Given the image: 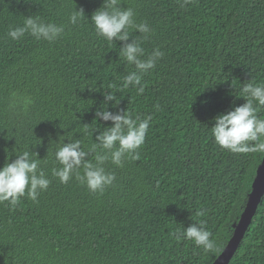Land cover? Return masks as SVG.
Returning <instances> with one entry per match:
<instances>
[{
  "label": "trees",
  "instance_id": "16d2710c",
  "mask_svg": "<svg viewBox=\"0 0 264 264\" xmlns=\"http://www.w3.org/2000/svg\"><path fill=\"white\" fill-rule=\"evenodd\" d=\"M181 2L119 0L154 30L143 39L129 29L128 42L142 41V59L164 52L138 95L122 88L134 70L120 54L123 42L98 36L90 21L104 0H0V167L29 150L51 180L36 202H0V264H211L223 250L264 153L219 147L212 118L245 102L242 84L264 83V0ZM80 9L85 18L70 24ZM29 16L64 32L54 42L11 39L9 28ZM107 90L119 99L109 111L152 117L140 159L106 163L116 179L103 193L75 176L60 183L51 173L59 142L79 139L87 151L111 126L93 120ZM199 221L215 242L210 251L172 236ZM229 264H264V195Z\"/></svg>",
  "mask_w": 264,
  "mask_h": 264
},
{
  "label": "clouds",
  "instance_id": "9594fccd",
  "mask_svg": "<svg viewBox=\"0 0 264 264\" xmlns=\"http://www.w3.org/2000/svg\"><path fill=\"white\" fill-rule=\"evenodd\" d=\"M187 2L188 0H183L180 7L183 8ZM119 4V0H104L103 7L94 11L90 21L98 36L109 42H113L114 39L123 42L120 54L129 65H134V70L123 77L122 88L126 89L129 86L137 88L139 95L144 92L143 75L155 68L157 62L164 56V52L154 48L146 58L142 59L145 57L144 49L141 47L142 41L133 38L128 42L129 29L144 34L143 39H147L154 30L146 22L135 23L133 9H121L118 7ZM84 18L82 9L74 10L69 16V23L77 25ZM63 32V25L44 22L38 17L29 16L25 18L22 26L10 27L7 35L17 40L27 33L37 40L54 42ZM242 85L238 97H242L245 102L213 117L211 134L215 144L230 152L264 153V117L257 114L258 107H264V83L250 82ZM116 87L114 83L108 85V89ZM115 93L109 90L102 93L103 102L95 111L93 120L111 122V126L99 131L87 151L82 148L79 139L66 138L69 142L65 143V139L59 142L54 153L59 167H54L51 173L60 183L67 184L75 176V179L90 192L103 193L116 179L114 173L106 171V163L123 167L125 160L140 159L138 149L145 143L152 117L149 115L143 119L139 116L133 118L126 110L109 111V102H113L114 107L119 104ZM82 131L88 134L89 124H83ZM35 155L37 157L36 153ZM90 155L91 159H89ZM15 157L14 160L7 161L0 167V202L8 201L10 205L15 206L25 195L36 202L39 194L48 189L51 180L40 168V160L34 158L31 151L19 152ZM203 214V211L197 213L198 216ZM211 235L203 221L172 232V236L177 241L191 240L205 251L215 247Z\"/></svg>",
  "mask_w": 264,
  "mask_h": 264
},
{
  "label": "water",
  "instance_id": "95a60500",
  "mask_svg": "<svg viewBox=\"0 0 264 264\" xmlns=\"http://www.w3.org/2000/svg\"><path fill=\"white\" fill-rule=\"evenodd\" d=\"M264 195V154L257 166L256 175L252 182L251 191L249 192L243 211L236 223H234L233 233L226 243L223 250L212 261L211 264H229L234 256L245 232L250 225L252 218L257 210L259 203Z\"/></svg>",
  "mask_w": 264,
  "mask_h": 264
}]
</instances>
